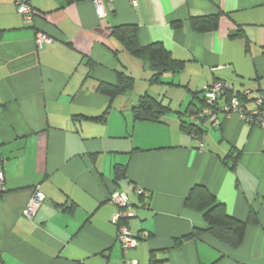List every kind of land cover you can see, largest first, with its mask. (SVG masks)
<instances>
[{"label": "crops", "instance_id": "0c3cea01", "mask_svg": "<svg viewBox=\"0 0 264 264\" xmlns=\"http://www.w3.org/2000/svg\"><path fill=\"white\" fill-rule=\"evenodd\" d=\"M31 2L26 22L17 0H0V264H150L152 251L166 264H264V129L239 113L221 111L219 125L195 117L218 80L250 89L245 106L255 107L264 0H111L106 16L93 0ZM214 14L216 30L192 27V16ZM123 24L138 25L140 45L162 43L184 68L152 82L148 62L111 34ZM40 33L51 40L38 44ZM119 73L134 77L133 88L114 98L98 91ZM145 94L170 107L160 121L135 119ZM117 166L126 168L119 179ZM195 185L238 220L256 212L240 246L215 238L204 213L186 206ZM37 188L44 199L29 216ZM115 190L135 210L127 225L143 237L134 248H123L112 220Z\"/></svg>", "mask_w": 264, "mask_h": 264}, {"label": "trees", "instance_id": "16d2710c", "mask_svg": "<svg viewBox=\"0 0 264 264\" xmlns=\"http://www.w3.org/2000/svg\"><path fill=\"white\" fill-rule=\"evenodd\" d=\"M75 1L78 0H67L68 3ZM190 21L192 27L198 32L213 31L219 26V15L192 16ZM180 24V22H177L175 25L179 26ZM138 33L139 28L136 24L119 25L113 27L111 31V34L114 35L131 54L136 57L143 58L148 62L152 71L150 79L152 82L161 81L162 76L167 72L175 73L184 68L185 63L173 58L171 52L162 43L155 42L144 46L140 45L138 42ZM133 86V76L119 73V78L116 84L101 82L98 86V91L114 98L119 94L127 92L133 88ZM244 90H227L219 99L225 98L226 103H229L231 97L236 95L242 100L243 104H245L249 99V95H243V97H241L242 91ZM261 91L264 90H260V92ZM202 102L203 107L205 105V97ZM200 109H198L197 112ZM170 110L169 106L164 105L161 101L148 94L142 95L138 104L133 107L135 119L141 121H160L161 117ZM107 112L108 111L105 113ZM197 112L195 114H197ZM181 124L182 128L189 133H202V130L197 127L194 122L187 123L186 121H182ZM238 157L239 154L236 155L233 167L236 166ZM115 171L118 179L126 174V168L123 166H117ZM186 206L202 211L207 222L205 230L215 238L229 244L233 248H237L243 243L248 224H257L259 222L257 214L253 210H251L247 221L236 219L227 212L225 205L219 202L217 197L203 185H195L192 188L186 199ZM200 234L201 231L197 230L184 238L187 239L197 237ZM181 242L182 240H177L176 244L180 245ZM150 264H166V259L158 258L156 252L152 251Z\"/></svg>", "mask_w": 264, "mask_h": 264}, {"label": "built area", "instance_id": "2783aa9c", "mask_svg": "<svg viewBox=\"0 0 264 264\" xmlns=\"http://www.w3.org/2000/svg\"><path fill=\"white\" fill-rule=\"evenodd\" d=\"M98 13L101 16H106V4L111 0H93ZM136 3L137 0H131ZM17 10L19 14L23 17L26 22H32L34 19L35 11L31 0H17ZM44 33L38 35L37 42L42 44L44 41H50ZM234 90L231 84H228L222 80L215 81L211 85L204 88L205 105L195 114L197 119L211 118L215 125L220 124L219 114L221 111L227 113H239L243 120L249 125H257L264 129V91L259 92L258 96L255 98V107L248 109L242 100L233 95L224 107H220L218 100L227 91ZM250 89H245L242 91V96H247L250 94ZM3 158H0V164H2ZM5 179V172L0 166V183ZM141 194L150 196L148 192L144 189H140ZM43 194L39 189H35V193L26 207V213L30 216L32 213L40 207L43 202ZM110 202L118 207V211L113 217V222L119 225L118 238L120 239L124 249L136 247L143 235H135L129 229L127 225L128 219L135 216V210L133 204L130 201L129 195L126 192L115 190L110 195Z\"/></svg>", "mask_w": 264, "mask_h": 264}]
</instances>
